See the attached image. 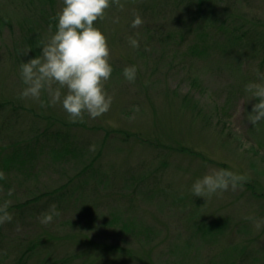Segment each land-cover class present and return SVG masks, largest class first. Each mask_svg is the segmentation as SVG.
<instances>
[{"label": "rangeland", "instance_id": "1", "mask_svg": "<svg viewBox=\"0 0 264 264\" xmlns=\"http://www.w3.org/2000/svg\"><path fill=\"white\" fill-rule=\"evenodd\" d=\"M220 2L224 7L217 11L235 18L236 26L264 33V0ZM62 7L63 0H0V101L21 106L16 115L8 119V109L0 118V155L25 150L46 128L67 131L86 151L80 158L67 155L63 163L44 153L3 171L0 204L61 185L71 188L74 175L91 163L100 174L82 186L88 209L81 210L72 196L50 202L63 208L52 223L39 220L50 207L37 213L30 228L51 237L28 264L46 255L70 258L71 264H264V226L257 230L244 218L264 219V121H247L258 101L245 91L248 83L261 82L255 50L226 56L220 46L209 58L189 59L184 52L203 32L186 31L188 15L170 10L167 0H127L123 11L113 6L96 24L111 49L113 73L105 86L113 96L111 108L99 118L86 115L83 123H71L60 105L41 107L20 98V65L41 54L38 46L49 24L55 32L53 18ZM134 13L144 22L135 29ZM168 33L174 38L167 39ZM129 37L139 41L138 49ZM129 66L137 68L134 83L123 76ZM42 99L49 104L47 94ZM213 168L250 179L223 197H195L192 184ZM211 226L220 231L215 238ZM15 259L13 250L0 252V264Z\"/></svg>", "mask_w": 264, "mask_h": 264}, {"label": "clouds", "instance_id": "2", "mask_svg": "<svg viewBox=\"0 0 264 264\" xmlns=\"http://www.w3.org/2000/svg\"><path fill=\"white\" fill-rule=\"evenodd\" d=\"M126 2L63 0L62 9L53 18L57 21L55 32L52 31V24H49L48 35L38 46L42 50L41 54L20 65V77L25 85L20 98L37 101L41 107L60 105L71 123H83L86 115L96 119L108 113L113 103V96L105 87L113 73L111 49L108 38L96 24L107 18L113 6L123 11ZM118 22L119 18L113 20V23ZM143 23L141 16L134 13L131 27L139 28ZM128 43L133 49L140 47L135 38L129 37ZM30 51L24 50L22 55L26 56ZM136 75V66L123 70L124 78L130 83L135 82ZM256 75L261 82H250L245 86L249 100L258 101L247 116L252 126L264 121V73L256 70ZM44 94L48 96V105L42 99ZM90 150L94 151L95 145ZM4 179L5 173L0 171V180ZM249 179L247 175L228 169L213 168L192 184L191 193L207 201L213 196L223 197L228 191L242 189ZM13 191L10 189L8 195L11 196ZM10 204V200L0 204V226L13 220V215L8 211ZM60 215L53 204L39 220L41 224L47 225ZM244 218L251 220L257 230L264 226V219L257 220L254 216ZM16 230H21L19 225Z\"/></svg>", "mask_w": 264, "mask_h": 264}, {"label": "trees", "instance_id": "3", "mask_svg": "<svg viewBox=\"0 0 264 264\" xmlns=\"http://www.w3.org/2000/svg\"><path fill=\"white\" fill-rule=\"evenodd\" d=\"M169 9H173V12H178L181 15H188L187 20L190 22L187 25V30L190 28H196L197 31L202 34L199 42L195 41L191 46L187 47L184 52L188 55L189 59L197 57L198 59L209 58L210 54L214 50H217L220 46V50L227 56L230 54L237 53L239 50H255L258 58L259 70L264 69V33H257L246 29L241 24L236 26L234 23L235 18H231L224 12L220 13L217 9L224 7L220 6V0H167ZM189 18V19H188ZM231 21V22H229ZM148 29V28H147ZM146 29V30H147ZM208 29H211L210 33ZM149 29L148 31H151ZM221 33V36L217 37V34ZM150 33H153L152 31ZM185 34V33H184ZM257 35L255 41L253 37ZM167 39L174 38L173 33H168ZM217 39V40H216ZM177 42V41H176ZM192 56V57H191ZM238 60V59H237ZM242 64V62H241ZM11 101H0V118L3 119L2 115L9 109L7 118L16 115V112L21 108L19 105H14ZM0 120V121H1ZM5 124V123H4ZM7 123L6 125H8ZM65 126V124H64ZM68 125L67 127H69ZM8 127V126H7ZM47 129V128H46ZM44 129L37 136H34L31 143L26 145L25 150H14L9 154L0 155V171L19 169L23 167L24 163L31 161L38 155L48 153L50 154L51 160L54 163L55 160H61L63 163L69 161L70 158H66L67 155H71L72 158H80L86 154L83 148L75 145V139L67 131L57 129V131H49ZM124 141L129 137L124 135ZM41 140H45L41 142ZM51 140V142H46ZM73 177L77 179V183L71 188H67L66 185H61L52 189L51 191L43 192L38 196L27 199L23 202L10 204L8 211L13 215V220L10 223H6L0 226V252L8 254V251L13 250L16 257L13 264H28L31 258L37 255L44 243L50 240V235L45 233H37L32 231L30 226H33L36 220L37 213L40 211H46L50 206V202L57 201L60 203L62 200L70 199L82 203L81 210L88 209L86 195L80 196L82 186H88V179H96L100 176L98 172L92 167V163L82 168ZM102 180V178H101ZM4 181V180H0ZM70 182V181H69ZM99 183L101 181H98ZM45 201L41 204L40 202ZM63 208L57 207V211H61ZM29 220L31 222H29ZM124 224V223H123ZM123 224L121 226H123ZM17 225L20 229H25L20 237L18 236ZM125 226V225H124ZM210 235L213 238L216 237L220 231L213 226L208 228ZM12 241V242H11ZM15 242H17L16 245ZM11 246V247H7ZM117 253V252H116ZM119 253V252H118ZM70 258L55 259L46 255L38 261V264H71ZM80 264H93L89 261L81 262Z\"/></svg>", "mask_w": 264, "mask_h": 264}]
</instances>
